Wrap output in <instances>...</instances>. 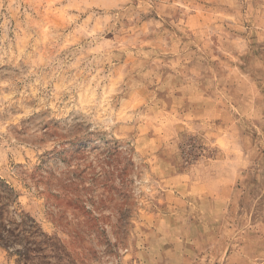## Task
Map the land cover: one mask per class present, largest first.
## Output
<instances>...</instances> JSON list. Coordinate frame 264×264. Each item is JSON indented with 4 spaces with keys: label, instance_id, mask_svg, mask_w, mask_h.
<instances>
[{
    "label": "rangeland",
    "instance_id": "obj_1",
    "mask_svg": "<svg viewBox=\"0 0 264 264\" xmlns=\"http://www.w3.org/2000/svg\"><path fill=\"white\" fill-rule=\"evenodd\" d=\"M0 235V264H264V0H0Z\"/></svg>",
    "mask_w": 264,
    "mask_h": 264
},
{
    "label": "trees",
    "instance_id": "obj_2",
    "mask_svg": "<svg viewBox=\"0 0 264 264\" xmlns=\"http://www.w3.org/2000/svg\"><path fill=\"white\" fill-rule=\"evenodd\" d=\"M190 154H192V153H190ZM191 156H193V155H190L189 156V158L191 157ZM10 238V237H9ZM7 239H8V237L6 238L5 236H3V235H0V240H5V241H7ZM5 241H0V243L1 244H7ZM8 242H10V241H8Z\"/></svg>",
    "mask_w": 264,
    "mask_h": 264
}]
</instances>
